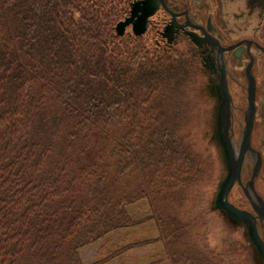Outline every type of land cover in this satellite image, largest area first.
I'll use <instances>...</instances> for the list:
<instances>
[{
	"label": "trees",
	"instance_id": "obj_1",
	"mask_svg": "<svg viewBox=\"0 0 264 264\" xmlns=\"http://www.w3.org/2000/svg\"><path fill=\"white\" fill-rule=\"evenodd\" d=\"M127 1L0 0V264H84L80 247L147 221L157 237L87 264L156 241L170 264H249L230 238L198 244L191 56L117 34Z\"/></svg>",
	"mask_w": 264,
	"mask_h": 264
},
{
	"label": "flooded vegetation",
	"instance_id": "obj_2",
	"mask_svg": "<svg viewBox=\"0 0 264 264\" xmlns=\"http://www.w3.org/2000/svg\"><path fill=\"white\" fill-rule=\"evenodd\" d=\"M144 33H153L155 39L169 46L185 48L203 78L211 107L210 88L224 74L236 141L245 127L251 95L249 140L254 155H245L240 169L242 185H233L228 200L252 211L248 200H244L242 186L251 178L252 160L258 155L252 183L264 200V0H156V9L146 18ZM223 172L221 165L219 177ZM256 222L264 239V224L259 219Z\"/></svg>",
	"mask_w": 264,
	"mask_h": 264
},
{
	"label": "rangeland",
	"instance_id": "obj_3",
	"mask_svg": "<svg viewBox=\"0 0 264 264\" xmlns=\"http://www.w3.org/2000/svg\"><path fill=\"white\" fill-rule=\"evenodd\" d=\"M131 1H127L126 11L119 20L129 15V3ZM124 31L134 34L131 25L126 26ZM152 34L141 33L144 38L148 39V42L172 47L177 53H184L190 57L185 51V48L169 46L167 43L155 39ZM191 60L194 68V76L190 85L188 108L186 111L187 121L180 132L186 136V144L200 158L202 166L204 167L202 180L196 182L190 188L192 192V207L189 212L194 216H198L199 222L203 225L201 228L203 234L198 244L201 247L208 246L210 249L218 251L222 249L220 246L226 247L222 241L230 238L231 240H228L232 241L230 245L236 243L237 247L234 248L235 252H242L244 254L243 259L242 257L237 258L239 259L238 263L245 260L249 264H256L252 259V252L242 235L241 229L229 224L218 211L210 209V202L213 197L216 182L221 174V164L213 141L210 138L211 103L207 98L208 95L202 83L203 78L196 71L194 59L191 58ZM235 192L237 194L239 190L235 189ZM244 200H247L246 197ZM126 209L132 217L139 218L146 213L147 206H143L140 203H133L128 205ZM157 236L158 232L155 224L147 221L134 227L111 231L96 241L80 247L78 249V255L82 262L87 264L105 257L112 248L119 244L132 242L139 238H155ZM102 264H170V261L163 252L162 242L156 241L152 244L129 249Z\"/></svg>",
	"mask_w": 264,
	"mask_h": 264
},
{
	"label": "water",
	"instance_id": "obj_4",
	"mask_svg": "<svg viewBox=\"0 0 264 264\" xmlns=\"http://www.w3.org/2000/svg\"><path fill=\"white\" fill-rule=\"evenodd\" d=\"M156 9V0H132L129 3V15L115 24L118 34H122L125 27L131 25L134 34H141L146 29V18ZM209 94L213 99L210 117V138L213 141L223 174L218 178L210 209L218 211L229 223L239 226L242 235L248 241L252 252V259L256 264H264V239L260 236L256 219L264 224V200L253 187V178L259 163L258 155L252 160V175L242 186L244 195L248 200L251 210L240 208L228 200V194L234 184L242 185L240 169L244 163L245 155H254L250 146L251 95L250 106L245 113V127L242 135L235 140L232 131L231 97L224 74L210 88Z\"/></svg>",
	"mask_w": 264,
	"mask_h": 264
},
{
	"label": "bare ground",
	"instance_id": "obj_5",
	"mask_svg": "<svg viewBox=\"0 0 264 264\" xmlns=\"http://www.w3.org/2000/svg\"><path fill=\"white\" fill-rule=\"evenodd\" d=\"M242 232V231H241ZM244 237V236H243Z\"/></svg>",
	"mask_w": 264,
	"mask_h": 264
}]
</instances>
